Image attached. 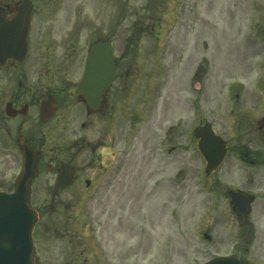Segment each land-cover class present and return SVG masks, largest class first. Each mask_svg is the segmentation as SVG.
Returning a JSON list of instances; mask_svg holds the SVG:
<instances>
[{
  "label": "flooded vegetation",
  "instance_id": "1",
  "mask_svg": "<svg viewBox=\"0 0 264 264\" xmlns=\"http://www.w3.org/2000/svg\"><path fill=\"white\" fill-rule=\"evenodd\" d=\"M199 2L0 0L12 45L0 65V167L20 174L24 145L37 156L28 200L44 251L36 247V264L169 262L155 224L136 217L138 179L165 144L174 161L181 140L196 150L194 132L208 121L232 153L211 188L249 237L233 239L230 253L264 264V241L252 240L264 228V78L220 84L222 101L208 89ZM233 100L230 128L217 130L211 102ZM232 190L251 201L243 218ZM224 211L216 203L215 217Z\"/></svg>",
  "mask_w": 264,
  "mask_h": 264
},
{
  "label": "rangeland",
  "instance_id": "2",
  "mask_svg": "<svg viewBox=\"0 0 264 264\" xmlns=\"http://www.w3.org/2000/svg\"><path fill=\"white\" fill-rule=\"evenodd\" d=\"M199 4L208 89L218 88L222 101L220 84L264 77V66H261L264 64V0H200ZM250 63L253 68L247 72ZM232 103L234 100L211 102V121H215L217 130L221 125L230 128ZM174 145L181 147L177 161L165 147L164 151H157L146 166L151 176L144 184L143 179H138L136 217L141 224H155L157 249L166 256L173 255L169 262L162 261V264H203L215 255L229 253L235 238L240 246L249 237L240 233L244 232V227L234 218L228 219L223 204L225 197L217 196L211 188L216 175L204 174L205 162L197 149L184 140ZM231 158L232 153L224 162ZM18 174L13 168L3 172L0 167V186L13 187ZM216 203L218 209L227 212L224 211L221 218L215 217ZM44 215L45 222L48 215ZM259 226L260 231L252 240L264 241L262 222ZM36 247L40 257L44 256L42 247Z\"/></svg>",
  "mask_w": 264,
  "mask_h": 264
},
{
  "label": "water",
  "instance_id": "3",
  "mask_svg": "<svg viewBox=\"0 0 264 264\" xmlns=\"http://www.w3.org/2000/svg\"><path fill=\"white\" fill-rule=\"evenodd\" d=\"M8 36L0 26V65L8 57L11 44L7 43ZM101 44H97L100 46ZM96 46V47H97ZM85 83L88 86V71L85 73ZM86 85V88H87ZM88 96H90L88 94ZM196 137L198 148L206 160V174L220 166L225 156V142L215 135L211 125L197 129ZM24 152V168L16 180L15 190L12 192L0 191V264H34L35 249L33 247L32 231L38 220L35 210L28 205L31 181L36 174L37 156L28 146L22 147ZM58 185L62 181H58ZM236 205L241 207V214L249 212V201L246 195L238 192L230 194ZM205 264H242L231 256L213 257Z\"/></svg>",
  "mask_w": 264,
  "mask_h": 264
}]
</instances>
